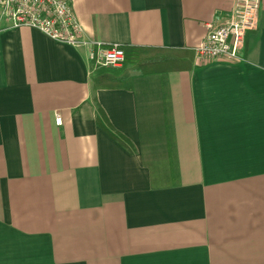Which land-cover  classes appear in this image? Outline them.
Returning <instances> with one entry per match:
<instances>
[{"label": "crops", "instance_id": "1", "mask_svg": "<svg viewBox=\"0 0 264 264\" xmlns=\"http://www.w3.org/2000/svg\"><path fill=\"white\" fill-rule=\"evenodd\" d=\"M66 1L136 54L0 20V264H264V0L238 62L193 52L235 0Z\"/></svg>", "mask_w": 264, "mask_h": 264}, {"label": "built area", "instance_id": "2", "mask_svg": "<svg viewBox=\"0 0 264 264\" xmlns=\"http://www.w3.org/2000/svg\"><path fill=\"white\" fill-rule=\"evenodd\" d=\"M260 0H235L224 22L208 26L205 38L193 49L198 60L242 61L246 35L257 25ZM13 28L36 29L55 42L85 48L93 66L109 69L122 67L125 55L121 46H105L85 39L72 7L66 0H0V20ZM55 124L62 120L55 116Z\"/></svg>", "mask_w": 264, "mask_h": 264}, {"label": "trees", "instance_id": "3", "mask_svg": "<svg viewBox=\"0 0 264 264\" xmlns=\"http://www.w3.org/2000/svg\"><path fill=\"white\" fill-rule=\"evenodd\" d=\"M123 51H124V55H125V60H124V63H123V68L122 70H120L119 72V77L120 79H123V78H126L128 77V68L131 64H133V60H134V56L133 54L135 53L136 49H132V48H122ZM138 51V50H137ZM139 52V51H138ZM136 54V53H135ZM138 66L142 63L139 59H138ZM98 68H103V67H98ZM105 70H108L109 68H103ZM118 73V72H117ZM115 74V73H114ZM100 125L102 127H104L102 125V123L99 121ZM105 131L111 135L113 138H115L116 140L120 141V139L118 138L117 134H113L108 128L104 127Z\"/></svg>", "mask_w": 264, "mask_h": 264}, {"label": "rangeland", "instance_id": "4", "mask_svg": "<svg viewBox=\"0 0 264 264\" xmlns=\"http://www.w3.org/2000/svg\"><path fill=\"white\" fill-rule=\"evenodd\" d=\"M163 55H166V56H168V54H163ZM172 55V54H171ZM173 56V55H172ZM61 118V117H60ZM62 120V119H61Z\"/></svg>", "mask_w": 264, "mask_h": 264}]
</instances>
